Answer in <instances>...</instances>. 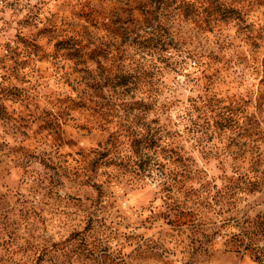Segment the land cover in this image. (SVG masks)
<instances>
[{
	"label": "rangeland",
	"instance_id": "1",
	"mask_svg": "<svg viewBox=\"0 0 264 264\" xmlns=\"http://www.w3.org/2000/svg\"><path fill=\"white\" fill-rule=\"evenodd\" d=\"M256 100L264 0H0V264H261L264 188L202 186L264 167Z\"/></svg>",
	"mask_w": 264,
	"mask_h": 264
},
{
	"label": "trees",
	"instance_id": "2",
	"mask_svg": "<svg viewBox=\"0 0 264 264\" xmlns=\"http://www.w3.org/2000/svg\"><path fill=\"white\" fill-rule=\"evenodd\" d=\"M184 63V59L176 61V64L179 65V67H183ZM135 75V73L134 75H132L133 77L131 80H136ZM129 76V74L120 75L118 77V79L120 80L119 82L125 84V80ZM262 105L264 104L258 103L256 100V105L254 107L255 109H261ZM227 120L230 121V117L227 118ZM248 120L251 121V129L249 130L246 128H242L240 131H238V133L244 134V136H249L252 133L254 135V139L251 140V142H247V144L242 143L241 147L244 151L243 155H246V152L251 153V150L256 151L258 155H264V119H261L259 113H256V111H254L250 114ZM248 131H250V133ZM173 137L175 138L176 136ZM174 154V167L170 170V174L173 173L172 175H174L176 178H173L171 188H175V191H179V189L183 188V186L186 184L185 180L187 177L193 179L199 175H202L204 171L196 168L195 163L188 156L183 157L178 151H175ZM251 157L252 156L247 159L246 167L240 166L239 169L234 171V176L225 175L221 179L224 181L221 187L217 188L215 183H213L210 187L209 183H205L202 185L203 191L207 192L212 188H215L217 193L215 202L221 203V205H226V203L229 202V199L235 197L237 194H240L238 197V199H240L242 194L249 195L260 191L262 188H264V167L259 170L254 166L255 164L263 165V163H261L259 159L255 160V157ZM176 163L180 170L175 169ZM153 164L157 165L158 163L154 161ZM161 175H164V173L162 172ZM237 201L235 199L236 203ZM226 219L228 218H224L225 221ZM245 221L248 223L251 230L248 234L249 237H245L242 239V241L244 242L243 245L241 244L242 251L248 252L250 255H252L254 260L260 262L261 264H264V243H261V241L255 238L256 236H261L262 239H264V215L256 214L254 217L248 218ZM226 223H230V220H227ZM237 236L239 237L240 235H238V233L236 232L234 234V237L237 238Z\"/></svg>",
	"mask_w": 264,
	"mask_h": 264
},
{
	"label": "clouds",
	"instance_id": "3",
	"mask_svg": "<svg viewBox=\"0 0 264 264\" xmlns=\"http://www.w3.org/2000/svg\"><path fill=\"white\" fill-rule=\"evenodd\" d=\"M33 2H35V0H33Z\"/></svg>",
	"mask_w": 264,
	"mask_h": 264
}]
</instances>
